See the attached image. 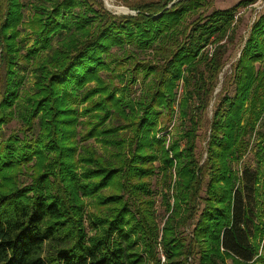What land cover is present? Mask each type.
Segmentation results:
<instances>
[{"label": "trees", "instance_id": "trees-1", "mask_svg": "<svg viewBox=\"0 0 264 264\" xmlns=\"http://www.w3.org/2000/svg\"><path fill=\"white\" fill-rule=\"evenodd\" d=\"M116 1L135 16H113L99 0H42L25 23L21 0H0V264H161L158 246L164 264H264V143L256 145L255 171L231 166L243 161L254 133L264 138L256 131L264 123V14L235 61L233 94L211 106L202 161L197 133L237 10L255 0L191 23L204 0ZM24 26L34 41L20 55ZM126 47L147 57L110 60L113 48ZM21 60L35 78L23 96ZM105 71L125 81L123 89L105 82ZM139 79L134 99L128 89ZM180 81L182 133L166 148L167 136L156 133L172 119ZM21 97V128L3 140Z\"/></svg>", "mask_w": 264, "mask_h": 264}, {"label": "rangeland", "instance_id": "rangeland-1", "mask_svg": "<svg viewBox=\"0 0 264 264\" xmlns=\"http://www.w3.org/2000/svg\"><path fill=\"white\" fill-rule=\"evenodd\" d=\"M102 3L103 8L105 11L109 12L111 15L116 16V17H121V16H135V12L130 10L125 6V4L116 1V0H99ZM152 1H157V0H131L132 3H147V2H152ZM243 0H204L202 2L203 7L198 11V14L191 15L187 17L186 21L191 23L198 19L199 17H208L212 12L216 10H225L228 8H231L233 6L238 5L241 3ZM248 1V0H247ZM42 0H21V3L23 4V14L25 17V23L27 20L30 18V16L34 12V7L41 4ZM48 6V4H45ZM264 14V0H255L253 3L248 4V5H242L238 8L237 10V15L236 19L234 22V40L232 43L228 45V50L227 53L225 54V57L223 59V66L220 71V73L217 76V85L215 87V90L212 95V102L210 107L207 109L206 113L203 115L202 118V125L200 126L198 130V139L196 141V156L200 160H204L205 158V147H206V141H207V133H208V128H209V123L211 119V106L219 99L223 94H228L232 95L234 92V84L232 82L231 76H232V71L233 67L235 64V61L239 58L241 49L243 48L245 41L247 39V36L249 34L250 28L255 22V20L260 16ZM59 37L55 36L52 41V46L53 49L56 47V41ZM34 41V36L29 32L28 29L24 26L21 29V36L18 40L19 42V53L20 55H25L26 51L31 48L32 43ZM225 40L222 42L224 43ZM215 46H209L207 48V51L211 54L213 52V49ZM129 53H133L137 55V58L142 60L144 57H147L143 53L136 52L130 47H126L123 50L119 48H113L111 50V56L110 60L113 61H119L121 60L124 56H126ZM149 55L150 53H146ZM42 57L44 58V53L42 54ZM18 74H17V79L20 82V93L23 96V93L25 92H33L34 90V73H33V68L29 63H26V61L21 60L18 64ZM114 74L111 71H105L101 73V78L105 82H113V85L118 88L119 90L123 89L125 86V81H120L118 78H113ZM125 78L127 79V73H124ZM140 80V79H139ZM142 83L141 80L133 85L130 89H128V94L131 98H138L141 95L142 91ZM174 102H173V115L172 119L170 122L164 124L160 123L159 129L164 128L166 129L165 131L162 132H157L156 136L157 138H161L164 136L166 137V142H165V147L168 148L169 144L174 141L179 139L180 134L182 133V125H181V119H180V110H179V104L180 101L183 97V85L182 81L177 83L176 89L174 91ZM26 107L24 99L21 97V99L17 102L16 105V114L15 118L4 125L2 127V139L5 140L7 139L12 133H16L19 131L21 128V114L24 112ZM264 120V119H263ZM262 120V122H264ZM85 122V118L80 119V123L82 126L79 127V132L80 136L83 135L84 133V125L82 123ZM115 126L117 125L114 122ZM158 129V130H159ZM256 131L258 133H264V123H260L257 126ZM38 134V125L36 124L35 126V131L28 136V138H35ZM19 138L22 139V135L19 134ZM264 143V138H259L257 134H253L251 140H250V145L247 154L245 155L243 161L239 164L236 165L232 164V169L234 170H250L255 171V168L257 166V158L255 157V153L258 150L257 144ZM86 144L94 147V149L99 153H103L102 149L98 144L94 142V140H89L86 142ZM155 169L156 173L155 176L152 178V190L154 192L155 200H156V220L158 225H162L166 213L161 206V195L162 193V188L161 185L159 184V179L161 176L160 173V168L159 164L155 163ZM24 182H27L25 179H23ZM86 205L90 207V202L86 201ZM260 253L264 254V240L260 244ZM157 250L159 251L160 254V261L161 264L165 263V258L163 257L161 247L158 246ZM163 257L164 259H162Z\"/></svg>", "mask_w": 264, "mask_h": 264}, {"label": "built area", "instance_id": "built-area-1", "mask_svg": "<svg viewBox=\"0 0 264 264\" xmlns=\"http://www.w3.org/2000/svg\"><path fill=\"white\" fill-rule=\"evenodd\" d=\"M162 259H164L163 257H161Z\"/></svg>", "mask_w": 264, "mask_h": 264}]
</instances>
